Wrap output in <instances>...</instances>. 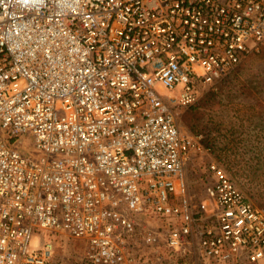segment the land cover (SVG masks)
Returning a JSON list of instances; mask_svg holds the SVG:
<instances>
[{"label":"built area","instance_id":"built-area-1","mask_svg":"<svg viewBox=\"0 0 264 264\" xmlns=\"http://www.w3.org/2000/svg\"><path fill=\"white\" fill-rule=\"evenodd\" d=\"M263 40L264 0H0V264H264V205L215 160L192 190L174 111Z\"/></svg>","mask_w":264,"mask_h":264},{"label":"rangeland","instance_id":"rangeland-1","mask_svg":"<svg viewBox=\"0 0 264 264\" xmlns=\"http://www.w3.org/2000/svg\"><path fill=\"white\" fill-rule=\"evenodd\" d=\"M174 111L181 132L201 134L200 143L208 149L193 158L192 190L202 192L195 178L198 166L215 160L251 202L264 205V40L213 89L202 91L195 104ZM18 149L33 158L41 155L28 136L18 140ZM77 241L58 238L56 258L73 264L83 245Z\"/></svg>","mask_w":264,"mask_h":264}]
</instances>
